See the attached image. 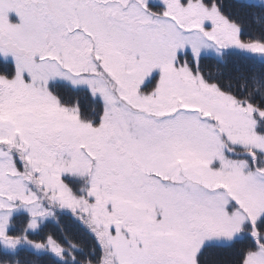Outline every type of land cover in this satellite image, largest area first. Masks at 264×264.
Instances as JSON below:
<instances>
[{"label":"snow or ice","instance_id":"6c2138e0","mask_svg":"<svg viewBox=\"0 0 264 264\" xmlns=\"http://www.w3.org/2000/svg\"><path fill=\"white\" fill-rule=\"evenodd\" d=\"M0 264H264V0H0Z\"/></svg>","mask_w":264,"mask_h":264},{"label":"rangeland","instance_id":"374dc122","mask_svg":"<svg viewBox=\"0 0 264 264\" xmlns=\"http://www.w3.org/2000/svg\"><path fill=\"white\" fill-rule=\"evenodd\" d=\"M206 67V65H205ZM211 71V70H210ZM65 228L67 229V232L73 236L74 239L83 241V237L80 236L79 231L77 230L76 225H74L71 221L66 220L65 221ZM211 259H216V257H211Z\"/></svg>","mask_w":264,"mask_h":264},{"label":"trees","instance_id":"16d2710c","mask_svg":"<svg viewBox=\"0 0 264 264\" xmlns=\"http://www.w3.org/2000/svg\"><path fill=\"white\" fill-rule=\"evenodd\" d=\"M210 70H211V72H216L217 71V66L214 69H210Z\"/></svg>","mask_w":264,"mask_h":264}]
</instances>
